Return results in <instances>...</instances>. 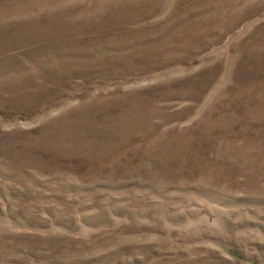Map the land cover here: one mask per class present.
Segmentation results:
<instances>
[{"label": "rangeland", "instance_id": "obj_1", "mask_svg": "<svg viewBox=\"0 0 264 264\" xmlns=\"http://www.w3.org/2000/svg\"><path fill=\"white\" fill-rule=\"evenodd\" d=\"M0 264H264V0H0Z\"/></svg>", "mask_w": 264, "mask_h": 264}]
</instances>
